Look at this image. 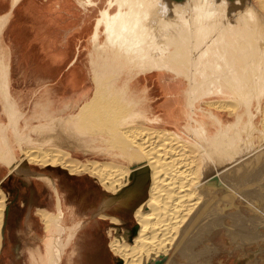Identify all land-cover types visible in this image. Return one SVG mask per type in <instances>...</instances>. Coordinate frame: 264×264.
Returning <instances> with one entry per match:
<instances>
[{"label": "bare ground", "instance_id": "1", "mask_svg": "<svg viewBox=\"0 0 264 264\" xmlns=\"http://www.w3.org/2000/svg\"><path fill=\"white\" fill-rule=\"evenodd\" d=\"M84 3L96 5L93 0H84ZM99 15L91 38V56L97 60L92 62L96 93L94 99L76 114L66 117L65 122L76 123L80 133L98 134L89 141L104 145V154L114 161H122L125 166L113 162L82 163L62 148L40 147L42 144L22 150V155L27 152L33 162L45 168L59 166L76 176L89 174L100 179L112 193L102 202L101 213L114 204L122 202L124 207L132 200L145 197L133 212L136 227L117 234L110 242L112 252L119 258L118 264H175L177 259L191 260L193 264L201 260L200 264H204L205 255L213 247L208 238L213 231H207L208 227L226 219L228 213L230 217L232 207L235 212L246 215L253 226L243 237L247 234L246 238L259 239L256 217L264 211L259 209L258 198L246 205L238 202L227 155L242 156L237 160L240 174L246 175L245 163H250L256 176L253 184L257 186L258 179L262 178L264 185V0H106ZM6 18L0 24L2 29ZM100 35H103L101 40ZM129 68H139L140 74L134 73L138 76L165 70L175 75L176 80H186L187 89L179 92L188 113L182 128L173 130L169 121L149 117L141 102L140 106L139 102H133L136 99L134 80L128 78L120 88L115 86L122 70L129 72ZM226 90L229 96L223 94ZM127 93L131 101L128 105L120 103L118 95ZM4 103L3 110L15 129L18 123L15 119L23 113L12 111L9 102L6 107ZM130 104L140 108L131 112ZM253 110L258 116L256 123L243 125L242 121L250 118ZM226 114L234 118L230 123H237L242 135L248 137L250 147L232 153L226 148L221 133L215 138L208 133L209 125L228 129L216 119V116L224 117L227 123ZM134 118H142L148 125L160 128L134 125ZM55 123L56 118L40 128L57 129ZM0 131L6 130L2 126ZM17 132L21 142L24 138L19 129ZM66 137L56 140L68 141ZM6 138L0 136V177L3 168L9 169L0 178V256L5 246L4 231L10 208L6 191L9 175L51 180L59 211L55 215L44 213V220L50 228L64 218L55 180L32 172L26 159L15 163L13 150L4 149V146L10 147ZM133 214L129 212L128 217ZM111 220L115 231L124 223L118 217ZM224 234L219 233L213 243ZM73 235L70 234L68 242ZM62 240L63 234L51 235L48 264H61Z\"/></svg>", "mask_w": 264, "mask_h": 264}, {"label": "crops", "instance_id": "2", "mask_svg": "<svg viewBox=\"0 0 264 264\" xmlns=\"http://www.w3.org/2000/svg\"><path fill=\"white\" fill-rule=\"evenodd\" d=\"M93 1L95 6L85 5L84 0H17L16 2L14 0H0V24L7 17L3 29L0 25V101L1 103L5 102V107L9 104L12 111L23 113L20 123L24 124L26 119L34 125L36 119H43V112H60L64 109L66 114L71 116L92 99L94 94L93 68L95 67V64L93 67L92 62L97 60L91 56L93 50L91 38L96 32L95 24L99 17V11L103 8L101 0ZM144 74L150 75L151 80H156V83L154 82L156 84L155 91L159 98L158 102L141 104L146 114L149 117H159L163 121L170 118L171 109L173 110L172 114H180L181 110L176 106V97L168 92L170 87L168 83L171 82L166 76H159L160 73L156 74L155 72ZM134 87L133 95L136 98L142 96L139 94L138 85ZM140 92L142 94L147 93L143 87ZM184 113L181 114V120H179L181 123L184 120ZM57 177L62 178V180L70 178L62 176V174ZM57 177L55 179L49 176L55 182ZM43 180L49 186L42 184L40 187V184L36 183L21 184L23 188H30L28 190L29 196H27V190L16 188V201L18 202L10 205L9 213L11 209H19L21 213L24 212V220L18 221L16 217L17 221L11 225L8 220V213L4 243L7 240L5 245H8L12 251L22 247L26 240L23 235L27 236L26 234L35 228L32 218L38 217L46 234L43 239L46 247L51 235L63 234L65 243L63 242L64 250L61 264H64L66 255L70 250L71 253H78V261L76 263L75 260L70 259L72 256H69L65 264H81L80 257L84 256V249H81L80 246L92 244L91 241L96 238L81 237L80 232L85 230L89 224V229H91L89 233L95 234L94 237H98L99 240H105L104 230L99 225L101 220H95L92 216L98 212V208L104 200L103 195L100 194L99 196V188L93 184L92 179L88 180L92 185L88 186L85 182L80 184L81 188L77 189L78 195L73 197L70 194L72 200L69 196L68 200L63 195L61 196L60 189L57 188L62 203L61 209L67 222L64 226L60 223L53 224L49 228L43 214L55 215L59 210L51 180L50 183L45 179ZM50 191H52L53 212L46 209L47 207L44 205L46 200L50 199ZM73 203L78 205L79 214L83 206H87L84 213H87L88 217L85 220L82 218L78 221L73 220L74 215L78 213L71 206ZM27 208H35L36 211L25 214ZM89 208L90 210H88ZM70 219L73 221L71 222ZM8 225H10V229L15 230L16 243L12 241L11 232L7 229ZM72 233L74 235L68 242ZM74 245H76L75 251L72 249ZM48 247L50 248L49 245ZM110 248L111 244L108 242V251L105 250L106 247L96 249L97 254L91 259L95 262L96 260L99 261V264H118L119 259H112L113 257L110 255L114 256ZM88 259L87 255L85 264L92 263Z\"/></svg>", "mask_w": 264, "mask_h": 264}, {"label": "rangeland", "instance_id": "3", "mask_svg": "<svg viewBox=\"0 0 264 264\" xmlns=\"http://www.w3.org/2000/svg\"><path fill=\"white\" fill-rule=\"evenodd\" d=\"M102 1V0H101ZM105 2V0H103ZM102 1V2H103ZM103 4V3H102ZM101 10H104V4H103V8ZM100 10V11H101ZM111 14H114V11H110ZM100 19V15L98 17V19L96 20V24L95 26H97V22ZM103 37V35H100V40ZM93 51V50H92ZM124 71L123 74L120 76V80L118 81V84H116L115 82V86H118L120 88V85L123 83V81L130 80L135 82V85H138V89H139V94H141L142 96L137 97L136 99L133 100V102H139L138 105L140 106L141 103L144 102H156L159 98L156 94L155 88H156V80H151L150 75L148 74H144L141 75L140 77H138V75L134 74V73H139L140 69L139 68H129L127 72L126 69L122 70ZM163 71H154L156 74L162 75V76H166V78L169 80L168 83L169 84V88H168V92L170 93V95L175 96L177 103L176 106H178L179 110H181V113L178 115H174L172 114V109L170 110L171 115L170 118L167 120L169 121V123L171 124V126L174 127H181V124H184L186 122V118L184 116V120L181 123L179 120H181V114L184 113V115L188 114L184 104H185V99H182L181 97H179V92L186 90L187 89V82L184 79H177L176 80V76L169 73V72H164ZM167 73V74H166ZM134 74V75H132ZM140 74V73H139ZM134 76V77H133ZM173 80V81H172ZM155 82V83H154ZM93 83H94V95H93V99L96 93L95 90V81L93 79ZM139 85H141L139 87ZM142 87L145 89V91H147V93L142 94V92H140L142 90ZM149 90V92H148ZM223 94H225V96H229L227 90L225 92H223ZM118 96H120L119 98H117V100L122 103V102H126V104L128 105V93L127 95H121L119 94ZM128 99V100H127ZM151 99V101H150ZM226 99H230V98H226ZM141 102V103H140ZM158 102V101H157ZM125 105V104H122ZM131 105V104H130ZM169 105L171 107H173V105H171L169 103ZM131 108L129 109L131 112H135L136 110H138L140 107L138 106H130ZM198 108V107H197ZM80 110V109H79ZM78 110V111H79ZM254 111V110H253ZM67 112L64 110L60 111V112H56V111H50V112H43V119L42 120H38L36 119L35 124H30V122L26 119L24 121V124L20 123V119H22V114L20 118H16L15 121H17V128L14 129V127L10 124V116L7 117V115L5 114L4 110H3V106L2 103L0 101V127H4L6 131H3V134L0 131V136H5L6 140L8 142L7 145L8 146H4V149H11L13 150V152L15 153V160L14 162H24L25 159L30 163V166L32 167L31 171L34 173H39L41 175H48L52 178H55L57 176H59L60 174H62V176L65 177H70L69 179H63L57 177L56 180V184H57V188L60 189V194L61 196L63 195L64 197L67 198V200L70 198L71 200L73 199L72 197H70V194L74 197L75 195H78L79 193L77 192V189L81 188V183L85 182L87 183V185H92L88 180L92 179L93 184L99 188V196L100 194L103 195L102 198H104V200L106 198H110L112 196V193L110 191H108L101 183V180L98 179L97 177L95 178L92 175L89 174H81L79 177H76V175L70 174L69 172H67L64 168L62 167H48L45 168L42 165H39V162H33L32 161V157L30 155H28L27 152H25V154L22 155V150L26 151L27 149H31L34 147H39V144H42V146L40 147H58V148H62V150H64L65 152H67L73 159L78 160L82 163H87V162H92V161H97V162H102V163H116L118 165H122L125 166V164L122 163V161H118L112 159L110 156L104 154L106 153V147H104V145H99L97 143H92L90 140V137H97L98 134H94L91 132L85 134V132H79L77 129V125L76 123L73 124H69L65 121H67V119H65L66 117L70 116V114H66ZM77 111L75 113H73L72 115L76 114ZM252 116L248 119H246L245 121H242L243 125H246L247 122H253L254 124L256 123V117L257 116V112L254 111L252 112ZM66 114V115H65ZM71 115V116H72ZM57 120V129L55 127H47V128H40L42 126H44L47 123H51V121L53 119ZM216 119L218 120V122L223 125L226 126L228 129L224 130L223 127H218L216 128L215 125H209V131L208 133L212 136V138H215L219 133H221L223 140L225 142V146L226 148H230V152L234 153L237 151H241L242 147L248 146L250 147L248 144H250V142L248 143L247 139L248 137H246L245 135L243 136L241 133L240 128L238 127L237 123H230L233 121V117L227 116L226 114V121L224 120V117H218L216 116ZM63 120V121H62ZM13 121V120H12ZM134 125H141L147 128H152V129H159L160 127L158 126H150L148 125L144 119L140 118V119H135L134 118ZM29 124V127L26 128V125ZM40 124V125H38ZM241 124V123H240ZM38 125V126H37ZM177 125V126H175ZM208 125V124H206ZM12 126V127H11ZM31 126H37L36 128L31 127ZM70 126V131L68 130V127ZM73 126V128H72ZM76 126V127H75ZM62 130H61V128ZM76 130H75V128ZM40 128V129H38ZM20 130V134L23 136V140L20 142V140L18 141V137L16 136V134H18L17 130ZM15 130V131H13ZM42 130V131H41ZM56 130V131H54ZM177 130H179V128H177ZM221 130V131H220ZM36 131V132H35ZM63 131V132H62ZM68 131V133L66 132ZM69 134L68 137H66L64 134ZM78 132V133H77ZM97 133V132H95ZM2 134V135H1ZM60 134V135H59ZM25 135V137H24ZM60 136H64L68 139L63 141L60 140H56L57 138H59ZM54 139H53V138ZM16 138V139H15ZM26 138V139H25ZM39 142V143H38ZM51 142V143H49ZM60 143V144H59ZM70 143L74 144V145H70ZM231 143V144H230ZM44 144V145H43ZM97 144V145H96ZM230 144V145H229ZM69 145V146H67ZM83 146V147H82ZM8 147V148H7ZM78 147H82V148H78ZM86 147V148H85ZM98 147V149H97ZM254 147V146H253ZM94 151H93V149ZM211 148V146H210ZM86 149V150H85ZM104 149V150H103ZM87 151V152H86ZM103 152V153H102ZM244 154V153H243ZM249 153H247L244 157L248 156ZM25 157V158H23ZM242 156L236 157L234 155H227V159L230 165V169L233 172L232 175V183H233V187H234V193L237 195L238 202L239 200L242 201L245 205L246 203H250L251 201H256L258 198V202L257 204L259 205V209L264 211V202H263V197L264 194L262 193L264 185L261 184V180L262 178L258 179L257 181V186L254 185L253 183H256V176L255 174H253V168L251 166L250 163H245V172L244 174L246 175H242L240 174V172L238 171V167L240 166L239 162H237L238 159H240ZM113 160V161H112ZM255 162V160L253 161V163ZM1 166L5 167V164H1ZM127 166V165H126ZM9 169L8 168H3L2 172H1V179L8 174ZM73 176V177H72ZM61 177V176H60ZM80 178V179H79ZM48 183H50V181L46 180ZM32 182V183H30ZM26 184V185H30V184H40V187H42V184L44 186H49L47 185V183L41 178L38 179V177H24L23 175H9L6 181V186H7V194H9L8 198H9V206L11 204H15L18 201H16V188H20L25 189L26 192H28V190H30L29 187H25L23 188V186H21V184ZM99 186V187H98ZM255 188V189H254ZM262 189V190H261ZM51 190V188H50ZM260 190V191H258ZM73 191V192H72ZM52 191H50V199L45 202V207H47L46 209H50V212L54 211V206L53 203L51 201L52 197H51ZM30 193H27V196H29ZM69 196V198H68ZM145 198V197H144ZM144 198H137L136 200H132L130 202V204H128L127 206L124 205V207H121V205H123V203L121 202V204H114L111 207H109L107 210H105L104 212L101 213V206L98 208V212L94 213L93 219L95 220H101V224H99L103 230H104V239L105 240H99L98 237H94L95 234L93 233H89L91 231V229H89L90 225L88 224L87 227H85V230H83L82 232H80V236H88L91 238H96L94 241L92 240V244H84L83 246H80L81 249H84V256L82 255L80 263L81 264H85L86 263V257L88 255L90 261L92 263L90 264H99V261L96 260V262L94 260L91 259V257H93L94 255H96L97 250L99 248H104L106 247L105 250L108 251V242L110 244V242L112 240H114V237L120 234H123L125 232V230L127 229H134L137 225L135 219H134V210L141 204V199ZM103 200V201H104ZM260 200V201H259ZM102 201V202H103ZM140 202V203H139ZM238 202H235L234 205L237 206L239 208V204ZM67 203V202H66ZM102 205V203H101ZM233 205V206H234ZM71 206L74 208V210L76 212H78L76 215H74V221H78L82 218V220H85L88 217L87 213H84V211L86 210L87 206H83V209L80 210V214H79V207L77 204L73 203L71 204ZM228 206H229V201H228ZM248 206V205H247ZM86 207V208H85ZM250 207V206H248ZM72 208V209H73ZM233 210L230 208V217H229V213L226 214V219H223L220 223L215 224L213 227H208L207 231H213V235L209 236L208 238L211 239V244H208L212 247V252L209 255H205L206 258V262H204V264H264V214L258 215L256 217V223L258 224L257 230H258V238L257 240H255L254 238H250L247 237V234H245V236L243 237L244 233L248 231H250L251 227L253 229V226H251V222L249 220H247L242 214H239L237 212H235V207H232ZM35 209V208H34ZM34 209H30L27 208L25 214H30L31 212L33 213ZM240 209V208H239ZM90 210V208L88 209ZM228 208L226 209V212H228ZM31 211V212H30ZM256 211V210H255ZM132 213L133 215H131L130 217H128V214ZM24 212H20L19 209H11V212L9 213V221L12 224H14V222L20 220H24ZM105 214V216L103 215ZM48 215V214H47ZM17 217V218H16ZM36 217V216H35ZM80 217V218H78ZM112 217H118L121 220L124 221L123 224H120V227H117L116 231L114 230V224L111 222V218ZM132 217V219H131ZM16 219V220H15ZM32 220L34 221L35 224V228L32 231H29L28 234H26L27 236L23 235V238H25L26 240L24 241L23 246H20V240H19V249L17 248V250L15 249L14 251H12L10 249V247H8V245H5L3 252L0 256V264H48V260H47V256H48V251L49 247L47 244V247L44 245L43 239L45 237V232L43 230V226L41 225V221L38 219V217L36 218H32ZM73 220L70 219V221L72 222ZM66 218L64 217L62 219V223L63 226L66 225ZM14 226V225H13ZM48 226V225H47ZM7 229L10 230L11 232V236H12V241L13 243H16L15 241V237H14V233L15 230L13 231V229H10V225H8ZM221 232H220V231ZM225 233L223 235V237H221L219 240L215 241L213 243L214 238L219 235V233ZM230 232H233L232 235H230L229 237H227V234H229ZM6 233V231H5ZM79 236V237H80ZM246 238V239H245ZM5 240V239H4ZM227 240L230 241V243H227ZM7 241V240H6ZM6 241L4 244H6ZM64 242V239L62 240ZM62 242V243H63ZM100 242H102V244H100ZM22 243V242H21ZM65 243V242H64ZM63 243V245H64ZM99 243V244H98ZM207 245V244H205ZM76 245L73 246V250L75 251ZM111 249V248H110ZM73 254V255H72ZM104 255V253H103ZM102 255V256H103ZM113 258L112 259H119L115 254L114 256L112 254H110ZM66 260H64V264L65 261H67L69 258V256H72L70 259L75 260L77 263V256L78 253H71L70 252L67 253L66 255ZM198 255H196L195 257H197ZM36 258V259H34ZM88 259V260H89ZM106 261L108 262V260L106 259ZM176 263L175 264H193L192 262H186L184 259H177L175 260ZM184 261V262H183ZM201 260L198 261L197 263L200 264ZM166 263V262H165Z\"/></svg>", "mask_w": 264, "mask_h": 264}, {"label": "flooded vegetation", "instance_id": "4", "mask_svg": "<svg viewBox=\"0 0 264 264\" xmlns=\"http://www.w3.org/2000/svg\"><path fill=\"white\" fill-rule=\"evenodd\" d=\"M102 1H103V0H102ZM105 1H106V0H105ZM102 3L105 5V2H104V1H103Z\"/></svg>", "mask_w": 264, "mask_h": 264}]
</instances>
